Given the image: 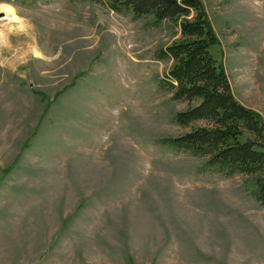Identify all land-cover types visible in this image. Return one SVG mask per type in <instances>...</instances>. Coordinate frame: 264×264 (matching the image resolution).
<instances>
[{
	"label": "rangeland",
	"instance_id": "rangeland-1",
	"mask_svg": "<svg viewBox=\"0 0 264 264\" xmlns=\"http://www.w3.org/2000/svg\"><path fill=\"white\" fill-rule=\"evenodd\" d=\"M237 101L264 121V0H202ZM0 264H264L252 177L171 146V21L104 0H0ZM212 49V48H211Z\"/></svg>",
	"mask_w": 264,
	"mask_h": 264
},
{
	"label": "trees",
	"instance_id": "trees-1",
	"mask_svg": "<svg viewBox=\"0 0 264 264\" xmlns=\"http://www.w3.org/2000/svg\"><path fill=\"white\" fill-rule=\"evenodd\" d=\"M104 4L117 12L129 10L134 17L152 15L154 24L168 20L178 26L179 39L159 48L154 57L173 61L166 89L173 100L188 103L176 113L175 122L184 126L202 119L208 126L167 142L206 157L205 165L225 176L250 175L253 195L264 207V121L235 99L223 62L213 54L219 39L202 0H104Z\"/></svg>",
	"mask_w": 264,
	"mask_h": 264
},
{
	"label": "bare ground",
	"instance_id": "bare-ground-1",
	"mask_svg": "<svg viewBox=\"0 0 264 264\" xmlns=\"http://www.w3.org/2000/svg\"><path fill=\"white\" fill-rule=\"evenodd\" d=\"M0 11H2L5 15L3 19H8L10 21H18V17L14 11V8L11 5L1 4Z\"/></svg>",
	"mask_w": 264,
	"mask_h": 264
}]
</instances>
